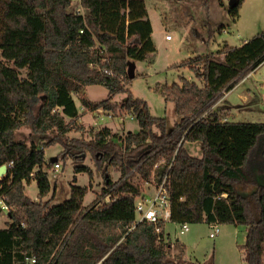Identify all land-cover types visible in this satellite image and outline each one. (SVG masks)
Segmentation results:
<instances>
[{
  "label": "trees",
  "instance_id": "trees-1",
  "mask_svg": "<svg viewBox=\"0 0 264 264\" xmlns=\"http://www.w3.org/2000/svg\"><path fill=\"white\" fill-rule=\"evenodd\" d=\"M146 1L79 0L85 11L79 13L72 0H0V166H7L0 200L9 207L0 264H212L184 257V245L170 241L164 226L157 231L136 220L141 192L131 177L155 184L167 173L170 222L244 226L245 263L264 264V172L248 167L252 158L253 166L264 164V122L223 120L213 110L224 92L263 64L264 30L240 46L225 42L216 54L183 60L179 66L202 85L180 76L154 86L179 118L168 129L166 118L153 116L129 90L128 63L156 50ZM242 1L229 9L233 19ZM90 85L105 87L107 97L86 98ZM120 94L124 100L113 103ZM75 98L83 110L131 114L139 130L121 136L103 126L89 139L70 136L84 130ZM22 127L28 138L16 137ZM186 143H199L200 155ZM52 145L62 149L55 162L45 157ZM87 154L104 169L103 191L87 206L86 186L72 185L57 204L53 194L46 199L52 189L46 167ZM107 166L119 170L116 181ZM32 180L36 199L25 191Z\"/></svg>",
  "mask_w": 264,
  "mask_h": 264
},
{
  "label": "rangeland",
  "instance_id": "rangeland-1",
  "mask_svg": "<svg viewBox=\"0 0 264 264\" xmlns=\"http://www.w3.org/2000/svg\"><path fill=\"white\" fill-rule=\"evenodd\" d=\"M230 0H147L149 19L152 23L151 38L156 50L149 54L143 61L135 63V76L129 84V90L134 97L147 102L150 113L156 117H165L168 129L172 128L179 120L175 114L174 104L165 102L163 97L154 91L156 84H172L178 82L183 76L190 81H196L202 85L193 71L188 67L179 66L189 57L197 55L216 54L223 43L239 45L242 41L252 38L264 30V0H243L238 7V16L233 19L229 14ZM79 7L77 0H72L71 10ZM82 13H85L81 9ZM225 28L226 31L223 32ZM171 35L172 40H166L165 36ZM264 73V63L256 72L233 89L227 96V101L222 98L213 106V110L223 120L233 122H264V85L259 83ZM25 71H21V76ZM257 81V83H256ZM239 95H248L249 99L244 106H238L241 110L228 107L230 104H242ZM126 94L117 95L112 99L113 103L120 104ZM85 97L97 102L107 97V90L101 85H90L85 90ZM81 116L78 124L84 127L83 132L72 131L70 136H81L89 139L93 131L107 126L116 135L124 136L126 132H137L138 121L131 114L118 112L107 113L102 108L88 110L82 108L75 98ZM95 101V102H96ZM243 107V109H242ZM250 107V109L248 108ZM245 108V109H244ZM30 130L22 127L16 132L17 138H28ZM40 145L43 141L37 142ZM188 151L194 155H200L199 143H186ZM45 157L50 160L62 150L59 145L45 147ZM65 159L59 158L60 168L54 170L53 163L46 167L50 175L52 189L46 199L53 194V204L62 202L70 196L72 185L86 186L87 192L83 199V205H89L104 189V169L97 168L90 154L86 156ZM57 159V158H56ZM250 159L248 167H254L259 174L264 172V164L260 167L253 166L255 161ZM55 162V161H54ZM85 166L84 172H76L75 167ZM106 174L116 181L119 170L114 166H107ZM131 181L138 185L141 196L150 195L153 192L154 183L144 182L139 174L131 177ZM26 194L36 199L38 188L34 180L26 186ZM137 197V201H138ZM109 196L100 197L101 203L107 202ZM9 221L8 211L0 210V227ZM189 230L181 232L180 225L167 222L164 231L172 242L178 240L186 245L188 259L200 263L212 262V264H246L241 258L239 244L245 242V227L233 224H219L220 232L214 237H209L211 231L209 224L204 222L188 224Z\"/></svg>",
  "mask_w": 264,
  "mask_h": 264
},
{
  "label": "built area",
  "instance_id": "built-area-1",
  "mask_svg": "<svg viewBox=\"0 0 264 264\" xmlns=\"http://www.w3.org/2000/svg\"><path fill=\"white\" fill-rule=\"evenodd\" d=\"M79 5V0H77ZM81 7L75 8V12H81ZM166 39H171V35H166ZM263 83H264V73H263ZM54 170L60 168L59 163H54ZM168 179L169 174L163 176V178L154 185V190L150 195L139 196L138 201L135 202V214L137 221H147L149 223L155 224L156 230L160 231L161 226H165L167 222H170L171 210L169 201V190H168ZM0 210L9 211V207L0 200ZM161 225V226H160ZM211 231L209 232V237L214 238L220 231L219 224L213 222L209 224ZM181 232L188 231L189 227L187 223L180 224ZM34 259L31 260V263Z\"/></svg>",
  "mask_w": 264,
  "mask_h": 264
},
{
  "label": "crops",
  "instance_id": "crops-1",
  "mask_svg": "<svg viewBox=\"0 0 264 264\" xmlns=\"http://www.w3.org/2000/svg\"><path fill=\"white\" fill-rule=\"evenodd\" d=\"M224 31H226L225 30V28L223 29V32ZM173 39V37H171V39H166V40H168V41H170V40H172ZM243 42V41H242ZM242 44V43H241ZM241 44H239V45H237V46H240ZM264 63V62H263ZM262 65V64H261ZM260 65V66H261ZM259 66V67H260ZM259 67L258 68H256L254 71H252V72H256L258 69H259ZM251 72V73H252ZM250 76V74H248L246 77H244L239 83H237L231 90H228V91H226V92H224V95H223V98H222V100H226L227 101V96H228V94H230V92H232L233 91V89H235L236 87H238L241 83H242V81L244 80V79H246V78H248ZM262 76H263V74H262ZM259 83L261 82V84L262 85H264V83H263V78H261V80H259L258 81ZM256 83H257V81H256ZM240 96V99H241V103L242 104H230L229 102H228V107L230 108V107H232L233 109H237V110H241V109H239V107L238 106H244V104L247 102V100L249 99V96L248 95H239ZM94 101V100H93ZM96 101V100H95ZM249 109H250V107H248ZM242 109H243V107H242ZM245 109V108H244ZM207 224V223H206ZM178 225V224H177ZM2 227H4V226H2ZM1 228V227H0ZM189 230V229H188ZM220 232V231H219ZM166 233V232H165ZM180 233H182V232H180ZM184 233V232H183ZM167 235H168V233H167ZM245 238H246V231H245ZM171 241V240H170ZM181 244H183L184 245V247H185V252H184V257H186V258H188V249H187V247H186V245L184 244V243H182V242H180ZM242 244H239L238 245V247H239V251H240V253H241V258L243 259V252H242V250L240 249V246H241ZM244 260V259H243Z\"/></svg>",
  "mask_w": 264,
  "mask_h": 264
},
{
  "label": "water",
  "instance_id": "water-1",
  "mask_svg": "<svg viewBox=\"0 0 264 264\" xmlns=\"http://www.w3.org/2000/svg\"><path fill=\"white\" fill-rule=\"evenodd\" d=\"M236 5H237V0H230L229 1V8H233ZM127 74H128L130 79L134 78V76H135V63L134 62L128 63ZM55 160H56V157H52V161H55ZM6 168H7V166L5 164L0 166V177L5 175Z\"/></svg>",
  "mask_w": 264,
  "mask_h": 264
}]
</instances>
